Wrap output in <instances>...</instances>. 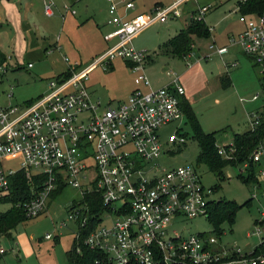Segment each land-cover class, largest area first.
Masks as SVG:
<instances>
[{
	"label": "built area",
	"instance_id": "obj_1",
	"mask_svg": "<svg viewBox=\"0 0 264 264\" xmlns=\"http://www.w3.org/2000/svg\"><path fill=\"white\" fill-rule=\"evenodd\" d=\"M186 2L155 4L146 13L136 12L132 0H109L108 23L114 28L103 36L110 43L105 51L85 66L76 61L69 64L63 56L68 78L49 80L46 92L34 100L0 105V199L11 195L12 177L20 171L31 177L28 192L15 204L27 218L45 211L58 185L78 189L80 198L68 205L67 219L75 222L77 239L80 227L98 221L84 239L88 249L99 253L96 264H264V231L259 226L253 232L258 243L250 249L225 246L211 232L185 236L173 228L175 221L186 217H208V205L216 200L214 186L206 187L191 164L160 167L161 130L178 122L165 144L180 146L187 140L181 103L185 87L169 68L165 69L169 82L153 87L143 71L148 52L136 50L132 39L148 26L180 18ZM210 8L198 6L190 18L202 19ZM43 11L48 17L54 15L53 3L44 2ZM254 15L239 16L244 28L231 36L229 44L237 45L264 75V10ZM209 50L223 57L228 46L213 42ZM116 57L136 72L135 84L148 90L135 87L126 99L104 103L93 96L85 81L91 70L110 66ZM235 64L229 62V66ZM257 98L256 94L251 100ZM247 117V130L264 127V107L247 112ZM216 148L228 160L236 151L233 139L228 144L216 143ZM16 155L21 157L19 167L6 168L4 160ZM250 162L258 166L254 184L258 187L264 179V139L253 147L249 161L241 163L245 173ZM87 195L92 201L99 196L104 208L91 211ZM8 202L13 204L2 203ZM3 251L0 246V254Z\"/></svg>",
	"mask_w": 264,
	"mask_h": 264
},
{
	"label": "rangeland",
	"instance_id": "obj_2",
	"mask_svg": "<svg viewBox=\"0 0 264 264\" xmlns=\"http://www.w3.org/2000/svg\"><path fill=\"white\" fill-rule=\"evenodd\" d=\"M46 1L53 3L54 15L51 17L43 11ZM157 1L169 5L177 0H134L136 12H147ZM239 1L188 0L183 4L185 9H195L203 4L211 6L204 16L211 35L193 36L194 47L188 57L180 58L161 50L167 38L174 34L173 30L179 31L185 26L184 16L177 21L148 26L133 39L136 50L145 49L148 52V62L143 71L150 80H158V86L165 85L170 80V76L161 71L165 66L180 75L181 84L190 95L187 101L191 103L198 123L204 132L216 134L218 144H228L234 133L247 131V112L264 107L263 74L237 45L229 44L231 36H236L243 28V23L239 21ZM233 4L237 5L235 10H232ZM108 6V0H0V54L6 57L0 66V105L8 97L13 103L20 104L46 92L47 82L68 67L63 55L71 62L85 66L102 49L105 50L108 46L103 36L112 30V26L103 29L102 25L101 29V24L108 19ZM55 40L61 47L59 51L53 50ZM213 41L218 46H228L229 54L220 57L215 52L211 53L208 47ZM29 62L33 64L32 68L27 67ZM229 62L236 64L229 66ZM112 64L113 68L111 65L105 68L97 66L91 70L85 84L96 98L114 104L130 93L136 73L130 72L121 58L116 57ZM221 77L231 80L230 87L221 85ZM256 94L258 98L252 101V96ZM184 119L183 131L187 140L183 145L165 144L168 134L178 122L161 130L164 154L157 160L160 167L168 169L184 164L197 167L202 183L206 187H217L214 199L234 200L239 207L233 223L230 224L227 219L222 221L218 227L220 232L203 215L175 221L173 228L185 236L211 232L219 235L225 246L250 249L258 243V237L253 234L255 226L264 231V179L257 187L243 181L246 173L241 164H226L219 177L204 162H197L199 148L189 120L186 116ZM20 163L21 157L16 155L4 160L3 165L17 168ZM79 198L78 189L64 186L41 215L9 225L6 233L0 234V246L4 249L0 254V264H69L66 250L74 240L77 226L67 219L68 205ZM10 207L9 202H0L1 212ZM256 220L263 222L255 224ZM63 221L66 222L64 226L61 225ZM46 234L51 237L46 238ZM7 246L14 250H9Z\"/></svg>",
	"mask_w": 264,
	"mask_h": 264
},
{
	"label": "trees",
	"instance_id": "obj_3",
	"mask_svg": "<svg viewBox=\"0 0 264 264\" xmlns=\"http://www.w3.org/2000/svg\"><path fill=\"white\" fill-rule=\"evenodd\" d=\"M239 11L244 15L249 14H259L264 10V0H244L243 2H238ZM188 25L180 31L169 38L165 43L164 47L161 49L163 53H168L173 56L182 57L188 55V53L194 47L193 36L207 37L210 36L209 27L202 19H190ZM6 57L0 54V66L6 61ZM70 72L65 70L64 72L57 75L58 78H68ZM264 77V75H263ZM262 77V84L264 83V78ZM231 80L226 77H221V85L224 87H230ZM182 109L184 116L189 120L192 127V135L194 140L197 142L199 148V155L197 157V162H204L208 166L209 170L218 174L222 172V169L226 164H241L243 162L249 161V156L253 150V147L264 139V127H260L255 131L247 130L242 133L233 134V144L236 149L233 153L232 160L224 158L219 154L216 148V134L206 133L202 130L198 120L191 108V103L187 101L185 97L181 98ZM250 167L247 170L243 181L246 183H251L252 185L257 184L256 181V171L258 169L257 165L250 162ZM31 180L30 174L25 171H20L11 180V195L4 200L0 199V202L12 201V207L7 211H0V234L6 233V229L9 225H14L18 221L27 218L21 207L15 204L22 200L26 193L28 192V182ZM64 187L63 184L58 185L56 190L51 194L50 200L56 198V195L62 191ZM214 192H217V187H214ZM85 201L90 202L91 211L99 212L104 207L101 202L100 197L97 199L90 200V195L85 196ZM238 204L233 200L229 201L223 198H218L212 201L208 205V218L213 222L216 230L219 225L225 219L231 224L234 221L235 212L238 209ZM263 221L256 220L254 223L262 224ZM98 221L94 220L93 223L87 228H79L80 237L74 238L70 248L66 250V256L69 264H96L95 260L99 253L96 250L88 249L84 244V239L88 235L89 229L97 225ZM79 247V251L76 248Z\"/></svg>",
	"mask_w": 264,
	"mask_h": 264
},
{
	"label": "crops",
	"instance_id": "obj_4",
	"mask_svg": "<svg viewBox=\"0 0 264 264\" xmlns=\"http://www.w3.org/2000/svg\"><path fill=\"white\" fill-rule=\"evenodd\" d=\"M108 1H109V0H108ZM130 1H131V0H130ZM132 1L134 2V0H132ZM187 1H188V0H187ZM163 3H164V2L157 1V2H155L153 5H155V4L163 5ZM235 3H236V2H235ZM134 4H135V2H134ZM153 5L151 6V8L148 9V11H150V10L153 8ZM203 5H204V4H203ZM233 5H234V7L232 8V10H235L237 5H236V4H233ZM122 7H123V6H122L121 4H119V8H120V11H121V12H123V10H124V8H122ZM197 7H198V6H197ZM197 7H196L195 9H185V8L182 7V11H183V13H182L181 16H184V17H183V22H184V24H185L184 27H186V26L188 25V23H189L188 21L191 19V18H190V14L193 13V12H195V10L197 9ZM135 11H138L137 8H136V5H135ZM140 11L146 12L145 10H140ZM148 11H147V12H148ZM147 12H146V13H147ZM108 15H109V9H108ZM240 15H243V14L240 13ZM253 15H254V14L245 13V16H246V17H251V16H253ZM181 16H180V17H181ZM254 16H255V15H254ZM108 18H109V16H108ZM178 19H180V18H170V19L167 20V21H177ZM203 20H204V18H203ZM167 21H166V22H167ZM204 22H205V21H204ZM164 23H165V22H164ZM164 23H163V24H164ZM206 24H207V23H206ZM102 25L104 26L103 29H106L107 26H112V29H113V27H114L112 24H109V23H108V19H107L106 22H103V23L101 24V29H102ZM184 27H182V28H184ZM243 28H244V24H243ZM243 28H242L241 30H239V32H241V31L243 30ZM180 29H181V28H180ZM173 31H174V32H172V34H173V33H174V34L171 35V37L174 36V35H176L180 30H179V31H178V30H176V31L173 30ZM239 32H238V33H239ZM210 35H211V34H210ZM137 36H138V35H137ZM135 37H136V36H135ZM135 37H134V38H135ZM171 37H169V38H171ZM134 38H133V39H134ZM169 38H167V40H168ZM56 39H57V38H56ZM133 39H132V40H133ZM103 40H104V39H103ZM167 40H166V41H167ZM57 41H58V40H55L56 43H55V45L53 44V46H55V48H54L53 50H58V51H59V50L61 49V47L57 45V43H58ZM104 41H105V40H104ZM213 42H215V41H213ZM106 43H107L106 46H109V45H110L109 42L106 41ZM215 43H216V42H215ZM222 46H225V45H222ZM50 48H52V47H50ZM107 48H108V47H107ZM107 48H105V50H106ZM208 49H209V47H208ZM105 50L102 49V51H101L100 53H102V52L105 51ZM49 52H50V51H49ZM229 52H230V48L228 49L227 54H225V55H223V56L228 55ZM63 56H64V55H63ZM74 62H75V61H74ZM30 63H31V62H30ZM66 63H67V62H66ZM68 63H69V64L72 63V62L70 61V59H69ZM68 63H67V64H68ZM112 63H113V62H112ZM112 63H111V66H110L111 68H113V64H112ZM124 64L126 65V68H127L130 72H132V73H134V74L136 73V72L132 71V69L130 68V65H129L127 62L124 61ZM189 66H190V65H188L187 68H188ZM32 67H33V66H32ZM32 67H31V68H32ZM67 68H68V67H67ZM166 68H167V66L162 67L161 71H162V72H166V71H165ZM66 70H67V69H66ZM63 72H64V71H63ZM61 73H62V72H61ZM166 74H167V73H166ZM135 76H136V75H135ZM135 76H134V78H135ZM178 76H179V78H180V75H178ZM168 82H169V80H168L166 83H168ZM151 83H152V86H153V87L158 86V80H155V81H152V80H151ZM165 85H166V84H165ZM165 85H161V86H165ZM135 87L142 88L143 90H148V88L144 87L143 85H138V86H137V85L135 84V82H134V79H133V85L130 87V88H131V89H130V93H131L132 91H134ZM183 87H184V86H183ZM46 88H47V84H46ZM46 88H45V89H46ZM90 91L92 92L93 96L95 97L94 92H93L92 90H90ZM42 93H43V92H42ZM42 93L38 94L37 96L41 95ZM130 93H129V94H130ZM129 94H128V95H129ZM185 94H186V95H185L186 99H189V96H190V95L187 94L186 89H185ZM128 95H127L126 97H124V99H126V98L128 97ZM36 98H37V97H36ZM34 99H35V98H32V99L25 100V101L21 102L20 104H18V103H14V104L21 105L22 103H26V102L31 101V100H34ZM189 100H190V99H189ZM7 103H13L12 99H10V98L8 97V99L6 100V102H5L3 105H5V104H7ZM50 201H51V200H50ZM50 201H49V202H50ZM49 202H48V204H50ZM16 245H17V244H15V246H16ZM12 246H14V245H12ZM8 247H9V246H7L6 248H8ZM10 248H11V246L9 247V250H10ZM18 248H19V245H18ZM68 249H69V248H68ZM11 250H14V249L11 248ZM17 252H19V249L17 250Z\"/></svg>",
	"mask_w": 264,
	"mask_h": 264
}]
</instances>
